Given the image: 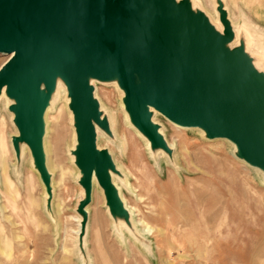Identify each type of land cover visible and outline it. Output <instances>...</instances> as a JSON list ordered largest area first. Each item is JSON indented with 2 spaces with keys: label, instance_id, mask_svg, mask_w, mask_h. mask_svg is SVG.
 Segmentation results:
<instances>
[{
  "label": "rangeland",
  "instance_id": "rangeland-1",
  "mask_svg": "<svg viewBox=\"0 0 264 264\" xmlns=\"http://www.w3.org/2000/svg\"><path fill=\"white\" fill-rule=\"evenodd\" d=\"M175 1L201 14L230 68L259 76L264 89V0ZM213 73L234 83L224 67ZM89 84L96 146L120 208L101 176L84 183L62 77L40 82L36 149L22 139L13 96L0 92V264H264V155L250 147L246 128L264 126L263 105L232 90V104L251 118L229 119L217 97L198 107V123L179 128L154 107L143 123L127 117L116 79Z\"/></svg>",
  "mask_w": 264,
  "mask_h": 264
},
{
  "label": "water",
  "instance_id": "water-1",
  "mask_svg": "<svg viewBox=\"0 0 264 264\" xmlns=\"http://www.w3.org/2000/svg\"><path fill=\"white\" fill-rule=\"evenodd\" d=\"M197 15L184 4L181 9L175 0H0V53L15 54L0 70V88L14 84L15 95L7 93L15 100L22 139H28L36 149L41 134L46 95L40 87L42 81H36L32 70L44 71L48 79L55 70L63 71L67 81L60 77L74 102L84 183L92 184L90 163L96 161L97 175L108 190L110 205L112 199L118 200V208L111 206L119 209L120 199L107 183L106 156L96 146L92 118L98 112L83 70L94 77L119 74L120 85L130 93L128 110L138 123L147 120L146 113L154 107L172 121L190 126L200 119L198 107L208 108L206 101L217 97L229 119L243 123L251 118L231 99L252 94L254 102L264 107L259 76L246 68H230L229 54L220 49L221 40L211 41L210 29L202 15ZM151 48L161 50L160 61ZM220 67L228 71L234 83L213 73ZM135 75L144 80V85L136 81ZM235 75L250 78L243 91ZM202 78L211 79L210 92L199 91L193 85ZM233 113L237 118L230 115ZM252 127L264 126H246L250 147L264 155L250 142Z\"/></svg>",
  "mask_w": 264,
  "mask_h": 264
},
{
  "label": "bare ground",
  "instance_id": "bare-ground-1",
  "mask_svg": "<svg viewBox=\"0 0 264 264\" xmlns=\"http://www.w3.org/2000/svg\"><path fill=\"white\" fill-rule=\"evenodd\" d=\"M177 4L180 6V8L182 9L183 8V4L181 2H177ZM199 15V14H198ZM197 15V16H198ZM246 39H247V42L250 43V38H249V34L246 33ZM161 52L160 49H157V48H151V53L152 54H155V55H159V53ZM1 54V53H0ZM14 53L13 54H9L7 55L6 57V60L0 65V70L4 67V65H6L13 57H14ZM158 57V56H156ZM157 60H161L160 59V55H159V59ZM261 62V59L257 60L255 62L256 65H259ZM263 64H264V60H262ZM83 73V76H84V80L86 82H88V80L90 79H93V77L95 75H93L92 73L88 72V71H85L83 70L82 71ZM32 75L36 78V81L39 82V81H45L47 84H51L53 83V80H55V78L57 77H60L62 76L63 78L66 79V75L63 71H59V70H55L52 74V77L50 79L46 78L45 76V73L44 71H38V70H32ZM97 77H100L102 79H116L118 82H120V75L117 74V73H112V74H99L97 75ZM236 79H237V82H238V85L240 86V90L243 91L244 88L247 87V85L249 84L250 82V78L245 76V75H235L234 76ZM67 81V79H66ZM194 86L197 88V90L199 91H202V92H210L211 89H212V83H211V79H198V80H195L193 82ZM246 85V87H245ZM12 92L13 95H15V87H14V84H5L3 85L1 88H0V92H1V95L2 96H7L8 93L7 92ZM176 93V91H175ZM75 100H76V97H75ZM131 101V98H130V93L128 94L125 93V96H124V99H123V103L122 105L124 106V108L128 109V106H129V103ZM185 101H182L181 103H184ZM186 103V102H185ZM153 110V108H151ZM129 111V110H128ZM161 113L162 115L166 116V114L164 112H159ZM128 114L130 113H126V116L128 117ZM233 118H237L236 114H230ZM174 122V125H176L177 127L179 128H186L187 125H184V124H180L178 122ZM252 133L250 134V142L252 143V146L263 152L264 153V127H252ZM76 138H74V144L73 146H71L70 150H73L75 149V144H76ZM101 142V141H100ZM70 147V146H69ZM97 172H98V164L96 161H93L90 163V173H91V181L92 183H94V185H96L97 183V178H96V175H97ZM83 192H85V190L83 189ZM111 205H115L117 208L119 206V201L118 200H114L112 199L111 200ZM86 214L88 213V209L85 210Z\"/></svg>",
  "mask_w": 264,
  "mask_h": 264
}]
</instances>
